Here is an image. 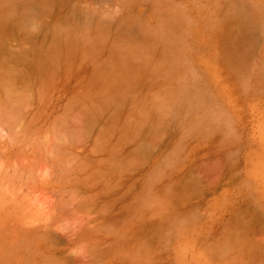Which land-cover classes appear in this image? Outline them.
<instances>
[{
	"label": "rangeland",
	"instance_id": "obj_1",
	"mask_svg": "<svg viewBox=\"0 0 264 264\" xmlns=\"http://www.w3.org/2000/svg\"><path fill=\"white\" fill-rule=\"evenodd\" d=\"M0 71V264H264V0H0Z\"/></svg>",
	"mask_w": 264,
	"mask_h": 264
},
{
	"label": "bare ground",
	"instance_id": "obj_2",
	"mask_svg": "<svg viewBox=\"0 0 264 264\" xmlns=\"http://www.w3.org/2000/svg\"><path fill=\"white\" fill-rule=\"evenodd\" d=\"M32 54H33V53H32ZM10 56H11V54H10ZM17 56H18V55H17ZM17 56H16V57L4 58V59H3V60H4L3 63L5 62V65H6V66H4L3 63L1 64V66L6 70L7 74L9 75V78H10V73H11L12 76H14V74H16V77L19 78V80L22 81L23 78H22L21 75H20L22 71L18 70V64L14 63V62H18V63H19V62H22L25 58L17 57ZM21 56H22V55H21ZM31 58H32V57H31ZM33 59H34V58H33ZM27 60H28V59H27ZM37 60H38V59H37ZM9 61L12 62V64H14V67H12L13 70H11V69L8 70L7 65L9 64ZM30 61H31V59H30ZM34 62H35V61H34ZM34 62H33V61L31 62V65H32V66H33ZM37 62H38V61H37ZM32 63H33V64H32ZM23 64H24V63H23ZM31 65H30V66H31ZM36 65H37V64H36ZM39 65H40V67H41V62H40ZM25 66H26V65H25ZM32 66H31V67H32ZM20 67H21V66L19 65V68H20ZM34 68H35V65H34V67H33L32 69H34ZM38 68H39V67H38ZM22 70H23V69H22ZM28 70H29V69H28ZM28 70H26V72H27ZM30 70H31V68H30ZM35 70H37V69H35ZM35 70H31V72H32V71H35ZM2 71H3V70H2ZM2 71H0V72H2ZM26 72H25V73H26ZM31 72H30V73H31ZM22 73H23V72H22ZM2 75H3V74H2ZM23 75H24V73H23ZM23 75H22V76H23ZM29 76H31V75L29 74ZM20 77H21V78H20ZM31 77H32V76H31ZM1 78H2V79H1ZM3 78H4V76H3V77H0V79H1L2 81H4ZM7 79H8V78H7ZM10 79H11V78H10ZM1 80H0V81H1ZM16 80H17V79L15 78L14 81H16ZM19 80H17V81H19ZM5 81L7 82L8 80H5ZM6 82H4L3 84H8V83H9V82H8V83H6ZM0 83H1V82H0ZM1 84H2V83H1ZM3 84H2V85H3Z\"/></svg>",
	"mask_w": 264,
	"mask_h": 264
}]
</instances>
